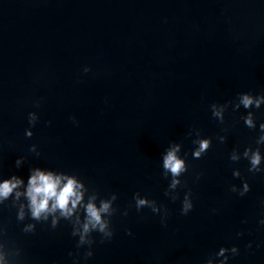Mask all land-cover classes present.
I'll return each instance as SVG.
<instances>
[{"label":"water","instance_id":"water-1","mask_svg":"<svg viewBox=\"0 0 264 264\" xmlns=\"http://www.w3.org/2000/svg\"><path fill=\"white\" fill-rule=\"evenodd\" d=\"M245 91L264 92V0H0V174L27 178L29 165L75 172L101 195L118 193L121 211L132 205L113 217L110 242L94 234L87 264H204L233 244L240 255L230 264H264V174L229 160L257 132L231 108L223 125L210 110ZM31 111L40 119L27 138ZM193 127L213 137L201 159L190 155ZM172 141L189 152L187 188L175 202L160 168ZM234 168L251 185L244 197L230 191L241 184ZM187 189L195 207L184 216ZM136 191L168 208L167 226L148 208L136 212ZM0 224L9 246L22 249L21 264H72L78 238L66 221L25 234L15 210L3 208Z\"/></svg>","mask_w":264,"mask_h":264},{"label":"clouds","instance_id":"clouds-1","mask_svg":"<svg viewBox=\"0 0 264 264\" xmlns=\"http://www.w3.org/2000/svg\"><path fill=\"white\" fill-rule=\"evenodd\" d=\"M90 71L91 68L88 66L83 69L85 74ZM36 107H39V103ZM229 108L232 113H240L239 120L243 121L246 128L257 132L254 143L248 144L242 151L239 147H234L229 154V160L234 163L242 159L246 160L249 173L264 174V120H258L257 117V112L264 108V92H239L233 100L225 103H212L210 110L213 119L223 125ZM241 109L244 111L241 112ZM27 119L29 127L25 129V135L31 138L34 135L32 129L36 127L40 116L38 112L31 111ZM70 119L74 125L79 124L75 116ZM222 131L227 132V129H222ZM187 136L192 137L193 147L190 155L193 159L203 158L212 147L213 137L202 135L199 128H191ZM216 139L223 144L228 137L218 134ZM183 149V141H172L160 154L162 176L168 180L164 195L173 202L180 199L179 189L187 188L182 178L189 171V152ZM29 152L35 154L36 157L41 155L36 144L29 147ZM27 161V156H19L15 161V167L19 169ZM200 175L202 174H197L196 178L199 179ZM232 175L239 179L241 184H232L230 191L244 197L251 190L247 177L239 168H234ZM118 198L116 192L101 195L75 172L52 167L29 165L27 178L15 173L0 174V209L15 210L16 222L22 225L23 233L34 234L38 224H47L53 230L62 221H66L71 226V236L78 238L76 239V251L68 253L72 258V264H87L88 260L94 256L93 246L97 243L94 234H98L101 244L113 239L115 235L113 217L117 213L128 216L132 207L129 205L121 211L115 204ZM132 200L136 212L139 213L148 208L153 214L159 215L162 225L167 226L169 210L166 206L142 195L140 191L133 194ZM194 207L193 193L191 189H187L181 200L180 214L187 216ZM259 225L264 226V214L259 220ZM126 231L128 235H132L131 229ZM5 235L6 228L0 224V264H21L22 249L14 244L9 246L4 239ZM236 236L239 238L243 236V233L237 232ZM251 246V243L247 245L248 248ZM81 249H85L82 255ZM238 255H240L238 245L221 246L204 261V264H230V261Z\"/></svg>","mask_w":264,"mask_h":264}]
</instances>
